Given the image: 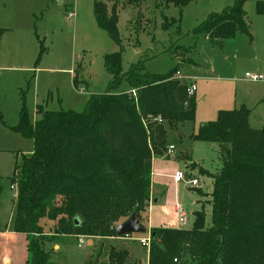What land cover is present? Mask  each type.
<instances>
[{"label": "trees", "instance_id": "obj_1", "mask_svg": "<svg viewBox=\"0 0 264 264\" xmlns=\"http://www.w3.org/2000/svg\"><path fill=\"white\" fill-rule=\"evenodd\" d=\"M193 1L165 0L180 9V18L165 20L163 28L169 30V23L179 27L182 9ZM248 1L235 0L209 13L192 32L220 46L241 33L253 40L244 9ZM253 1L256 12L264 15V0ZM94 15L98 26L121 46L105 55V69L112 75L107 90L91 94L82 111H51L38 104L37 120L24 103L13 127L34 141L33 153L23 155L8 177L10 185L18 187L14 231L29 239L26 264H54L45 244L55 237H116L121 219L133 213L140 218L149 205L153 155L167 151L162 127L149 116L160 113L174 123L195 121L196 107L186 102L188 86L173 78L180 66L152 73L141 60L123 72L117 14L108 15L105 3L95 0ZM4 31L0 29V37ZM45 51L41 42L40 55ZM124 80L130 91H119ZM74 84H79V69ZM250 113L245 106L220 110L215 120L201 124L193 139L216 144L221 162L211 174V223L203 207L189 230L150 228L147 264H264V204L259 197L264 194V127L251 128ZM1 192L2 186L0 197ZM46 220L57 223L50 237L44 230ZM99 258L85 264H146L128 246H110L106 262Z\"/></svg>", "mask_w": 264, "mask_h": 264}, {"label": "rangeland", "instance_id": "obj_2", "mask_svg": "<svg viewBox=\"0 0 264 264\" xmlns=\"http://www.w3.org/2000/svg\"><path fill=\"white\" fill-rule=\"evenodd\" d=\"M101 1L105 3L108 15L115 12L119 18L123 72L141 60L152 73L162 74L179 65V73L173 78L179 80L180 84L197 85L193 96L186 95L187 104L191 101L196 107L194 122H169L160 113L150 115L148 119L162 127L164 149L168 150V145L173 143L177 147L176 152L179 155L182 152L181 157L190 162L188 172L194 169L193 173L198 177L214 174L199 168L189 159L193 150V156L213 172L214 167L219 165V153L217 155L211 144L218 151L219 147L214 143L193 139L201 124L215 120L220 110L238 109L244 101L253 110L252 116H249V126L257 130L264 127V80L256 83L246 77L247 72L264 75V16L256 12L255 1H248L244 5L253 40L241 33L233 39L224 40L221 46L203 34H194L192 30L210 12L222 11L235 0H194L182 9L180 26L178 23H169V30L163 28L164 21L171 17L179 19L180 9L167 5L165 0H141L138 4L128 0ZM93 3L94 0H0V14L8 17L2 20L5 25L3 29L10 27L0 39L2 224L8 223L11 215L13 218L11 208L15 199L12 197L13 194L18 195V189L13 190L8 180L15 170L16 157L20 163L23 155L29 156L34 150V141L13 129L18 124L22 105L25 103L30 115L36 120L39 118L36 112L38 104L51 111H82L90 95L104 93L112 80V75L104 66L105 55L119 51L121 46L98 26ZM72 11L74 14H71ZM12 14H18L19 18L14 21L9 17ZM41 42L46 49L42 56ZM77 69L79 84L75 87L72 71L75 74ZM127 90H130V85L124 80L119 91ZM173 156L168 159L166 155L164 159L170 167L178 163ZM193 189L201 190L202 208L207 213V204L211 205L212 198L209 199L207 189L201 185L190 187L181 184L182 200L190 204V194H196ZM259 197L264 204V194ZM174 198L176 201L175 194ZM150 202L151 196L149 205L139 216L146 225L150 217ZM126 219H121L118 224ZM193 219L191 212L189 220L182 224L186 230L192 228ZM208 223H211V216ZM56 225L46 220L44 230L47 236H52ZM142 235L149 234H135ZM118 237L110 240L106 239L109 237H100L99 244L96 240V245L86 244L81 248L77 236L60 235L57 238L62 249L53 250V244H49L50 259L54 264H85L94 255V259L100 256V262L104 263L112 245L128 246L137 259L147 264L149 249L139 241Z\"/></svg>", "mask_w": 264, "mask_h": 264}, {"label": "crops", "instance_id": "obj_3", "mask_svg": "<svg viewBox=\"0 0 264 264\" xmlns=\"http://www.w3.org/2000/svg\"><path fill=\"white\" fill-rule=\"evenodd\" d=\"M93 8H94V3H93ZM261 16H264V15H261ZM9 17L11 19H13L14 21H16L19 18V15L18 14H12ZM5 19H8V17L6 15L0 14V29L4 28L5 25H4L2 20H5ZM21 27L24 28L23 25H21ZM5 28H6V29H4L5 31L10 30V27H5ZM2 35H1V37H2ZM1 37H0V39H1ZM227 40H229V39H227ZM72 74L74 76L73 71H72ZM258 74H260V73H258ZM73 80H74V78H73ZM256 83H259V82H256ZM75 87H76V85H75ZM130 90H131V87H130ZM130 90H127V91H130ZM259 102L256 104V106L259 105ZM241 106H245L246 108H248L251 111L250 116H252L253 110L248 107L246 102L242 101L239 105V108ZM170 145H174V149H173L172 153L168 154V150H167L164 153V155L155 156L153 158V161H152V177H151V188H150V196H151L152 202H150L151 205L149 207L150 217L148 219V223H147L148 225L145 224V226H148L149 228H152V227H172V228H177V229H181V228L186 229V227H184L182 225V223H180L178 220L177 206L178 205L182 206L186 210V212L188 213V220H189L190 213L193 212V215H194L193 221L195 220V212L202 208V201L200 198V195H201L200 189H193L196 194H194V193L190 194L191 195V197H190L191 203L190 204L188 202H186V201L184 202L182 200L181 192H180V185L183 184V182L178 183L174 178L175 174L178 171H185V172H187V174L189 176L198 178L200 183H201V186L204 189H207L208 194H209V199L212 198L211 194L213 191V183H214V179H213L212 175H206L205 174V176H203V177H198L197 175H195V173H193L194 169H193V171L188 172V170H189L188 169V166H189L188 163H190V162L184 160L181 157L182 152H181V155H179L178 152H176L177 147L175 144L170 143L168 145V148ZM211 146L213 147V149H215L217 151V155H218V150L216 149L215 145L211 144ZM166 155L168 156L167 157L168 159H170L171 155H175L173 157L177 158L176 161H178V163L175 164L174 166L170 167L168 165V163L165 162V160H164ZM218 157H219V155H218ZM189 159H191L190 160L191 163L195 162L199 168H203L206 171L208 170L211 173H216L219 170V168L221 167V162L219 161L218 167H214L215 171L213 172L212 170H210L208 167H206L203 163H201L198 159H196L193 156V150L191 151V155L189 154ZM17 162L19 163L18 156L16 157L15 166H16ZM182 167H184V168H182ZM14 169H15V167H14ZM208 180H209V182H211L210 185H209ZM173 194H175L177 196L176 201H175V198L172 199ZM12 198L15 199L14 194H13ZM14 202H15V200H14ZM207 205H208V208H207V222H208V219L211 216V205L210 204H207ZM12 212H13V218L11 215L10 221H8V223L7 222H5L4 224L0 223V264H26L27 259H28V242H29V239H28V236L26 234L17 233L16 231H14L15 203L12 204L11 214H12ZM0 217H1V214H0ZM193 221H192V224H193ZM77 237L79 238L80 236H77ZM118 238L124 239L125 237H118ZM86 239H87L86 244H88V245H96L95 244L96 240L99 244V241L101 240L100 237H95V238L86 237ZM106 239L110 240V239H115V238L109 237ZM128 240H130V239H128ZM49 244H53V246H52L53 250H61L62 249V246L58 242L57 237L53 238L52 241H49L45 244V248L47 251L50 249ZM92 258H94V255L90 259H92ZM90 259H88L86 262H88Z\"/></svg>", "mask_w": 264, "mask_h": 264}, {"label": "built area", "instance_id": "obj_4", "mask_svg": "<svg viewBox=\"0 0 264 264\" xmlns=\"http://www.w3.org/2000/svg\"><path fill=\"white\" fill-rule=\"evenodd\" d=\"M71 14H74L73 11L71 12ZM246 77L253 82H260V81L264 80L263 75L253 74L250 72L246 73ZM196 91H197V85L195 83H190L187 87V94L189 96H193L196 93ZM132 93H133V95H136V93H137L136 89H133ZM173 149H174V145H170L168 148V154L172 153ZM174 178L178 183L183 182L190 187H199L201 185L198 178L189 176L187 174V172H185V171H178L175 174ZM12 189L13 190L18 189L17 185L13 184ZM14 197H17V195L15 194ZM177 213H178V220L180 223L183 224V223L188 221V213L186 212V210L182 206H179V205L177 206ZM125 238L130 239V240H134V241H139L141 243V245L144 246L145 248H147V249L150 248V243H151L150 234L149 235H142V236H135V234H130V235H125ZM86 243H87L86 237L80 236L79 242H78L79 247L86 245Z\"/></svg>", "mask_w": 264, "mask_h": 264}, {"label": "water", "instance_id": "obj_5", "mask_svg": "<svg viewBox=\"0 0 264 264\" xmlns=\"http://www.w3.org/2000/svg\"><path fill=\"white\" fill-rule=\"evenodd\" d=\"M76 223L78 224L79 221L77 220ZM116 231L119 237L130 234H150V228L142 223L137 217V213L131 214L125 221L118 224Z\"/></svg>", "mask_w": 264, "mask_h": 264}]
</instances>
